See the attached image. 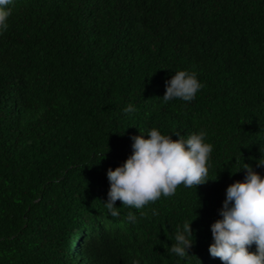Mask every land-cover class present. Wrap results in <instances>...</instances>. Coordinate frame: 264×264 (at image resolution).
<instances>
[{
  "label": "trees",
  "instance_id": "1",
  "mask_svg": "<svg viewBox=\"0 0 264 264\" xmlns=\"http://www.w3.org/2000/svg\"><path fill=\"white\" fill-rule=\"evenodd\" d=\"M10 7L0 35V264H222L208 252L210 225L226 187L244 178L232 173L236 159L264 175V0ZM179 70L203 87L191 102L165 103ZM152 128L173 140L203 130L209 180L139 210L117 200L113 217L107 169ZM190 220L181 259L167 247Z\"/></svg>",
  "mask_w": 264,
  "mask_h": 264
},
{
  "label": "clouds",
  "instance_id": "2",
  "mask_svg": "<svg viewBox=\"0 0 264 264\" xmlns=\"http://www.w3.org/2000/svg\"><path fill=\"white\" fill-rule=\"evenodd\" d=\"M13 3L14 0H0V35L9 28ZM202 87L196 73L179 70L165 81L162 100L165 103L173 99L191 102ZM124 111L135 109L129 105ZM139 131V135L130 137L131 154L122 164L115 169L109 167L106 172L109 189L103 203L113 217L119 215L115 206L117 200L123 206L139 210L161 196L174 195L180 185L196 188L209 180L213 146L206 142L207 134L203 130L176 140L156 128ZM104 153L98 154L99 161L104 158ZM235 165L236 170L232 173L244 169L245 175L242 181H234L226 187L225 199L218 210L220 218L210 225L212 243L208 252L222 264H264V175L248 164L240 166L238 159ZM257 167H264V156L257 161ZM126 219L136 222V216L131 212ZM192 220L177 226L174 243L167 247L181 259L189 256L187 250L194 242L190 228ZM253 244L256 250L250 252L249 247Z\"/></svg>",
  "mask_w": 264,
  "mask_h": 264
}]
</instances>
